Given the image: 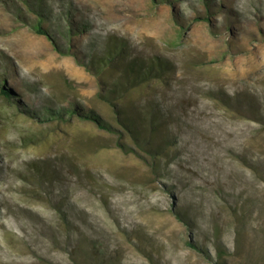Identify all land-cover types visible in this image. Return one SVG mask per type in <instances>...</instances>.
<instances>
[{
	"label": "rangeland",
	"instance_id": "rangeland-1",
	"mask_svg": "<svg viewBox=\"0 0 264 264\" xmlns=\"http://www.w3.org/2000/svg\"><path fill=\"white\" fill-rule=\"evenodd\" d=\"M111 37L172 65L129 92L159 169L100 97ZM220 260L264 264V0H0V264Z\"/></svg>",
	"mask_w": 264,
	"mask_h": 264
},
{
	"label": "trees",
	"instance_id": "trees-1",
	"mask_svg": "<svg viewBox=\"0 0 264 264\" xmlns=\"http://www.w3.org/2000/svg\"><path fill=\"white\" fill-rule=\"evenodd\" d=\"M36 32L41 35H47L40 23H38L36 27ZM129 48L130 46L125 40L111 37L106 43L105 53L102 55H94L92 57V69L94 70L95 74H97L99 78L102 79L101 83H105L104 93L100 94V97L113 107L117 123L123 127L127 133L132 135L144 150H147L148 153L153 156V167L156 170L161 166V158L169 156V153L166 151L163 153L162 149H164V146L162 144L155 145L157 141L154 143L152 142V140H154L153 135H151V138H147L148 140H145L143 137H141V128L144 127V129L151 132L152 130L145 126L144 122L146 120H143L144 115L134 104V99L129 98V92L153 78L165 79V75L172 73V65L168 64L164 60L159 59L158 57L154 59L150 58L148 60L130 58L129 56L131 55L128 53ZM1 93L4 96L10 98L12 90L5 88L1 90ZM150 113H152V107ZM79 114L82 119L94 123L102 130L109 132L114 130L110 124L106 123L99 115L94 112H80ZM162 115L164 116L162 110L160 114L152 113L150 116L148 115L150 117V119H148V122L150 121V128L156 129L160 126L159 120L162 118ZM119 144L120 146H123L121 143ZM171 146L172 145H170L169 150H172ZM160 156L162 157L160 158ZM248 209L249 208L244 203H237V207L234 208L236 214H239L243 217L245 216L246 210ZM236 229L239 241V234L241 233L240 226H237ZM189 244L200 250L196 244L191 242H189ZM219 252L220 258L223 257L222 255L228 254L225 249H220ZM218 264L225 263L223 260H220Z\"/></svg>",
	"mask_w": 264,
	"mask_h": 264
}]
</instances>
